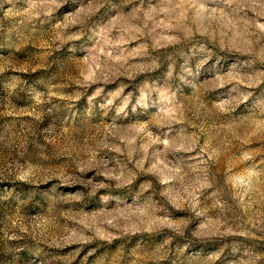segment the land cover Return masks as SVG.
Returning a JSON list of instances; mask_svg holds the SVG:
<instances>
[{
	"label": "clouds",
	"instance_id": "clouds-1",
	"mask_svg": "<svg viewBox=\"0 0 264 264\" xmlns=\"http://www.w3.org/2000/svg\"><path fill=\"white\" fill-rule=\"evenodd\" d=\"M0 49V264L264 261V0H0Z\"/></svg>",
	"mask_w": 264,
	"mask_h": 264
},
{
	"label": "rangeland",
	"instance_id": "rangeland-1",
	"mask_svg": "<svg viewBox=\"0 0 264 264\" xmlns=\"http://www.w3.org/2000/svg\"><path fill=\"white\" fill-rule=\"evenodd\" d=\"M36 51V49H33L31 46H28L27 48L23 49L21 52L18 53H14V59L16 61H25V60H29L31 59V55L32 53ZM7 50L5 49H0V54H6ZM43 61V57H41L39 60L35 61V63H39L42 64ZM67 72L69 75H71L73 73V69L71 67H69L67 69ZM43 72L42 70H38L35 75H42ZM30 78H34V76H31ZM18 104H24V100L23 99H19L17 100ZM6 118H2L0 117V125H2L4 123V120ZM27 119V118H26ZM3 129L0 128V131H2ZM237 133H239V129L236 130ZM261 143H264V141H260V142H255L252 146L253 147H259ZM28 151L29 154H31V157L33 159H39L41 162H43L44 164H52L54 166H59V161L56 160H49L47 159L48 156V150H41L38 148H35L32 145L28 146ZM4 155L7 156L8 155V150L5 149L4 150ZM13 156L17 155L16 152L12 153ZM61 160L63 158H60ZM11 204L10 202L7 201H3L0 202V221H3L6 217V215L9 214V210L11 208ZM32 210V206L29 205V211ZM227 215H229L232 218H236L238 217V213H232L229 212L227 213ZM0 227H3V224H0ZM120 244V241H114L112 245H104L102 247H98L97 251L95 252V254L91 257H89L87 264H127V257L129 255V248L126 247L123 250V254L118 255L117 254V248ZM77 246H73V248H75ZM92 247H96V245H86L84 248V251L80 253L79 256H77L75 259L71 260V264H81V260L83 259L84 255L87 254V251L92 248ZM262 248H264V244L261 245ZM71 249H66L64 250L65 252L70 251ZM54 264H64L63 261H55ZM143 264V262H142ZM148 264H151V262H148ZM162 264H167V261H163ZM217 264H219V261H217ZM261 264H264V261L261 262Z\"/></svg>",
	"mask_w": 264,
	"mask_h": 264
}]
</instances>
